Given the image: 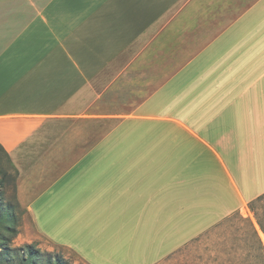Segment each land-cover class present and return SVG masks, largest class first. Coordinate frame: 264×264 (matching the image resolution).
I'll return each instance as SVG.
<instances>
[{
    "label": "crops",
    "instance_id": "crops-1",
    "mask_svg": "<svg viewBox=\"0 0 264 264\" xmlns=\"http://www.w3.org/2000/svg\"><path fill=\"white\" fill-rule=\"evenodd\" d=\"M0 145L43 237L162 261L264 194V0H0Z\"/></svg>",
    "mask_w": 264,
    "mask_h": 264
},
{
    "label": "rangeland",
    "instance_id": "rangeland-1",
    "mask_svg": "<svg viewBox=\"0 0 264 264\" xmlns=\"http://www.w3.org/2000/svg\"><path fill=\"white\" fill-rule=\"evenodd\" d=\"M16 179L12 160L0 148V264H86L72 250L38 233L32 218L16 199ZM257 216L264 218V198L250 202L243 211L224 218L156 264H259L247 222L252 219L264 235Z\"/></svg>",
    "mask_w": 264,
    "mask_h": 264
},
{
    "label": "trees",
    "instance_id": "trees-1",
    "mask_svg": "<svg viewBox=\"0 0 264 264\" xmlns=\"http://www.w3.org/2000/svg\"><path fill=\"white\" fill-rule=\"evenodd\" d=\"M0 148L3 150V152L7 155V157L9 158V155L7 154V152L5 151V149L0 145ZM10 159V158H9ZM262 198H264V194H262L261 196L257 197L256 199H254L252 202H254L255 200H261ZM263 218V217H261ZM260 217H256V221L260 227V229L262 230V232L264 233V218L263 220L261 219ZM247 222H248V225L250 227V230H251V233L253 234L254 236V242L256 243V246H257V250H258V255H259V264H264V235L261 233V231L259 232V229L256 225V223H254V221L252 219H247ZM261 233V234H260ZM262 235V236H261ZM263 237V239H262ZM31 245H28V249L31 250ZM30 257L33 255V254H29ZM254 256V255H253ZM256 257V256H254ZM56 264H62L60 263L59 261L56 263Z\"/></svg>",
    "mask_w": 264,
    "mask_h": 264
}]
</instances>
